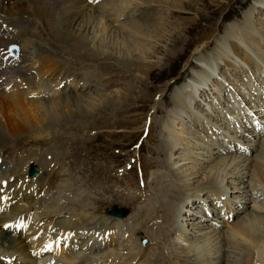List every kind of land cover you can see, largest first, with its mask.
Masks as SVG:
<instances>
[{"label":"rangeland","instance_id":"obj_1","mask_svg":"<svg viewBox=\"0 0 264 264\" xmlns=\"http://www.w3.org/2000/svg\"><path fill=\"white\" fill-rule=\"evenodd\" d=\"M84 2L89 3V1ZM105 2L108 8H111L112 1L109 5L106 0H97L93 5L96 6L98 19L100 16L103 17L101 5L103 6L102 3L105 4ZM50 6L55 8L54 10L59 9L55 17L51 15L38 17L36 28L40 31H53L54 36L59 40L63 28L56 17L63 18L60 12L62 7L56 2L48 3V7ZM130 7L133 11V15L130 16H127V10L122 11L123 14L121 13L118 19L111 16L113 12L107 14L109 18L105 15L104 19L107 20L103 21L110 24L107 30L110 32L103 33L102 27L100 28L101 24L96 25L97 34L102 33L99 40L81 49L68 47L69 55L63 54L59 58H54V61L60 60V64L66 68V72L69 73L68 78L72 75L78 79L82 77L89 84V87L83 86L78 89L77 84L73 87L74 82L72 83L71 79L66 82L69 89L65 92H71L68 95L74 99H82V108L73 107V110L68 112L69 115L56 116L55 121L49 124L44 123L41 127L28 125L29 120H27V126L22 127L26 115L12 110L15 109L12 103L0 104V163H2L0 164V178L7 179L10 176L11 179L14 178L13 175L21 171L19 181L17 179L13 183L8 181L11 184L16 182L18 185L26 179L25 176L22 178L26 163L33 162L38 165L40 171L34 182V186L37 183L38 185L34 187L31 180H26V182H29L31 188H36L33 190L34 194L36 195L38 191L39 195L35 198L33 193L30 194V190L21 192L20 188L24 187L25 182L18 186V190H15L17 195L14 194L20 201L23 199L22 194L27 197L23 199L27 203L36 201L38 218L54 217L73 230L87 227L90 234L92 231L98 232L97 229L100 228H96L98 224L102 226L100 229L103 233L106 224L109 225L110 222L109 219L105 220L103 211L111 205H116L118 208L127 207L130 211L129 215L119 219V224H123L121 230L124 229L122 238L117 240L115 236V241L125 245L128 240L125 239L124 244L122 239L131 238L129 239L131 244L129 243L128 246H133L132 255L138 253L140 247L145 249L151 247L153 250L145 253L146 258L144 256V259H141L143 264H150L152 256L158 254L168 261L167 264H173V260L176 261L174 264H197L198 262L193 258L189 262L181 263L177 257L173 258L177 255L190 256L192 254L187 251L190 243L186 241L189 237L195 239L198 236H204L203 239L209 237L210 241L217 236L226 238L233 225L241 224L242 217L247 214L255 215L249 207H242L236 215L232 213L227 216L228 218H224V211L230 213L231 209L233 210L227 207L223 212H218L219 210L206 212L205 219L195 216L194 221L198 219L197 221L201 223L190 224L192 221L176 217L183 209L180 205V197L176 198V196L184 192L181 183L188 179V176L191 181L183 183L186 186L185 189H188L187 195H191V192L196 193L197 188L202 189L198 186L201 182L203 183L207 169L202 167L200 170L198 165L200 162L207 161L213 156V160L206 164L216 167V175H225L228 168L226 170L219 165L222 162L232 160L234 156H246L250 159L247 164L251 166V160L262 152L252 146L254 144L250 142V138L255 136L258 139L261 137L257 136L259 132L263 134L262 138L264 137V121L260 119L264 116V0H151L148 4L131 5ZM76 21L75 25L73 24L74 28L78 22L81 23V14L78 15ZM118 21H123L122 23L147 22V25L142 26V37L131 34L125 39L124 35L117 33L121 31L117 30L120 29ZM37 29L33 30L36 32ZM71 31L75 30L71 29ZM40 37H42L41 40H46V43L50 41L49 35ZM52 39L55 38L52 37ZM130 39L137 40L139 44H131ZM123 41L125 43H122ZM20 42L18 40L16 43L24 46ZM117 44L121 47L125 46L123 52ZM61 46L54 44L57 49L55 54H59ZM22 48L24 51L22 54H30V57L23 59L16 67L21 73L27 71L28 75L35 73L39 76L40 79L36 77L34 80L39 86L41 85L40 87L37 85V88L45 89L47 85L41 80L42 69L40 68L43 65L42 60L49 53L43 47L35 51L31 50L32 53H30L29 46ZM119 51L121 58L118 56ZM33 58L36 60L35 66L32 64ZM208 64L212 67H207ZM36 66L38 72H34ZM5 74L9 75L8 71ZM209 77V82L213 85L205 86V79ZM48 78H54V74ZM248 80H250L249 83ZM196 81L203 82L197 87ZM51 85L52 83L50 87ZM1 86L0 100L5 95L15 96L17 94V92L5 93ZM188 86H193L194 96L198 97L194 101L191 100L192 94L189 98L186 95L190 94ZM203 88H205V95L200 93ZM22 91L25 92L27 89L25 90L22 86L18 93ZM180 98H186V105L183 108L175 100ZM156 110L158 113H155ZM146 128L147 134L141 140ZM241 132L246 135H240ZM139 140L141 143L136 150L135 145ZM203 144L207 146L202 147ZM166 147H170L166 157L170 163L168 168L164 165L160 167L162 164L159 165L162 162L160 161L162 150ZM136 151L138 152L137 157L140 155L138 159L141 167L137 173L135 166L127 169V164H131V158H135ZM186 156L192 158L193 161L187 163ZM247 171L248 174L252 173V171L244 170L246 173ZM192 173L195 175L191 177ZM137 175L142 176L144 185L137 183ZM247 175H245V183L248 184L251 178H247ZM52 176L54 181L50 179ZM233 181L237 182V180ZM131 183H133V188L137 189L126 192V189H132L129 186ZM121 184L124 187H121ZM171 184L176 190H174L175 196L171 193L168 195L173 215L169 213L171 218L166 222L160 215V206L157 205L161 203L159 198L164 199V197L157 193H159V185L165 189ZM223 185L228 191L230 190L229 193L233 198L231 201L234 204L249 205L248 201L242 200L252 199V195L245 196L237 189H233L238 188L240 183L224 182ZM6 188L13 189V186L7 185ZM189 188L193 191H189ZM112 192L129 193L127 197L128 195H142L143 198L141 196L139 198L143 200L149 196L151 198L141 200L135 206L131 205L128 200L127 202L123 199L111 201V195L114 196ZM213 193L214 198L220 202L224 199L222 204L230 201L227 193ZM197 194L193 196L194 199L190 205L193 206L199 202L198 197H201V193ZM208 195L212 196V193ZM16 207L17 212L19 209H24L20 205ZM188 209L198 211L197 208L188 207ZM15 212L6 213L15 215ZM186 212L192 215L191 212ZM145 216H150L152 222L154 221L151 222L152 228L143 225ZM180 216L183 217L182 214ZM27 219L24 222L29 224V217ZM155 227H158V239H153L156 238ZM26 228L23 227L20 231L23 232ZM32 229L37 230V226L35 225ZM106 230L108 232V228ZM193 231L196 232L195 235ZM12 233L14 232L8 234L14 238ZM80 236H83L81 238L83 242L79 243L78 238L76 242L73 241L75 246L79 244L80 249L75 247V251L73 250L71 254L67 253L68 256L62 253L58 255V258H69L75 254L83 261V257L88 254L86 250H83L88 244L84 239L89 240V236L87 232ZM18 237L21 241L24 240L21 236ZM36 237L37 235L34 239ZM111 238L110 235L108 240L110 241ZM143 238L147 239L148 244L141 246L137 242L140 243ZM219 239L222 238L218 237L214 249H220L222 245L225 251L228 249L231 251L230 258L220 263L217 262L218 257L215 255L211 258L204 256L205 251L202 249L203 253L201 250L196 251V260L205 259V264H243V253L245 252H240L243 251L242 249L237 252V249L231 250L234 247L232 240L227 239L221 242ZM94 240L91 239L92 242ZM108 240L105 239L106 242H109ZM113 245L115 251L121 248L115 246L116 244ZM110 250L104 252L106 254H102L98 261H103L105 256L111 252ZM58 251L60 252V249ZM119 251L122 252V256L119 257L118 262H125L128 256L124 254V249ZM55 254L57 255V252ZM134 257L137 256L134 255Z\"/></svg>","mask_w":264,"mask_h":264},{"label":"bare ground","instance_id":"obj_2","mask_svg":"<svg viewBox=\"0 0 264 264\" xmlns=\"http://www.w3.org/2000/svg\"><path fill=\"white\" fill-rule=\"evenodd\" d=\"M106 1L109 5H110V3L113 2L112 5L110 6L111 8H108L109 6H107L106 2H105V4L102 3L103 6L101 5V7H103V9H102L103 17L100 16L98 19L97 18L98 15L96 14V6L88 5L83 0H0V15L6 21V24L10 27V30H8L6 28L2 32L0 31V47H4L8 43H16L18 40H20L21 41L20 43L24 44V46H22V45H20V46L21 47L29 46L30 53H32L31 50L35 51V49L43 47L46 49L45 51L48 52L50 55L49 56L47 54L48 56L46 55V58H44L42 60V63H41V64H43L42 66L40 64V66H41L40 69H42L40 72V77H41V80L45 81L46 85H47V87L45 86L46 87L45 89L37 88L38 83L35 82L34 80L36 77L39 78V76L35 75V73H34V75H32V74L28 75L27 71H26V73L25 72L21 73L18 70V68L14 67V66L12 68H10L9 66L8 67H0V71H2V72H0V85H5L7 82L11 81L10 76H8V74H5L6 71H8L9 75L14 74L15 77H20L22 79L21 81L25 82L27 91H25V92L22 91L21 93L17 92V94H15V96L14 95H12V96H8V95L6 96L5 95L4 98H2L0 100V104H5L8 102L12 103L15 106V109H12V110H14L16 113L22 112V113H24V115H26V118L23 119L24 124H22V127L27 126V124H28L27 120L30 121V122L28 121L30 123L28 125L34 126V127H39V126L41 127V125L42 124L44 125V123L49 124L51 121H55L56 116H60V115H63L62 117L66 116L68 114V112L73 110V107H75V108L81 107L82 108V99L72 98L71 96L68 95L71 92H69V91L65 92L66 90L63 91L64 88H62L61 91L57 90L59 88L58 86L61 84L60 87H62V84H63V83L59 82L62 79V78H59V76H63V75L69 76V73H67L68 71L66 72V70H65L66 68L60 64L61 63L60 60L54 61V58H59L63 54L69 55L70 51L68 52V50H67L68 47H70L71 49H74V48L81 49V48L86 47L89 44H93V42L99 40L101 38L102 33L97 34V32L95 31V29L97 27L96 25L101 24L100 28L102 27L101 30H103L102 31L103 33L110 32V31H107L110 24L109 23L107 24L106 21L105 22L103 21V20H107V19H104L105 15L107 16V14H110L111 12H113V14L111 16H113L115 19L116 17H118L120 15L121 11L127 10L126 11V13H128L127 16H130V15H133V11L131 9L132 7H130L131 5L134 6V5H138V4H141V5L148 4L151 0H106ZM50 2L59 3L62 7V10H60V12H62L63 18L56 17V20L58 22H61V25L63 28L62 36H61V38L59 37L60 38L59 40L56 39V37L54 36L55 34L52 33L53 31H40L36 28V27H38V25L36 23V21L38 20V17H46L48 15L55 17V14L59 10V9L54 10L55 8L53 9L52 6L48 7V3H50ZM54 7H56V6H54ZM98 7H100V6H98ZM87 10H89V11L86 12ZM79 14H81V23L78 22V24L74 28V25L77 22L76 20L78 19ZM82 14H83V16H82ZM107 17L109 18V16H107ZM96 21H97V23H96ZM115 21H117V20H115ZM118 22H117V24H118V26H120V29H117V30H121V31H117V33L119 35H122V36L124 35L123 38L125 37V39L128 36H130L131 34H134V35L137 34L138 37L143 35L142 26L147 25V22L122 23L123 21L122 22L120 21L121 24H120V22L119 23ZM149 22H151V21L149 20ZM148 27H149V25H148ZM33 29H37L38 31L35 32ZM71 29H73L75 31H71ZM44 33H46V34H44ZM41 35H44V36L49 35L50 41L48 43H46V40L45 41L41 40V38H42V37H40ZM57 36H58V34H57ZM52 37H54L55 39H52ZM130 40H132V41H130L131 44L137 45V43H138L137 40H133V39H130ZM122 43H125V41H123ZM54 44L62 45L60 47L59 54L58 53L55 54L57 49L54 47ZM63 46H65L66 48H64ZM117 47H119V49H122L120 51L123 52L125 46L121 47L117 44ZM34 51H33V53H34ZM40 51H41V49H40ZM120 51L118 53L119 57L121 56ZM29 57H30V54H22V56H21L22 60L23 59L26 60ZM119 57H116V58H119ZM257 57H259V56L257 55ZM32 60H33L32 64L35 66V62H36L35 58H33ZM121 61H122V59H121ZM208 66L212 67L211 64H208L207 67ZM35 68H36L35 71L34 70L33 71L38 72V67L36 66ZM48 73H49V75H48ZM51 74H54L55 79L54 78H52V79L48 78V76H50ZM28 76L31 78L30 81H29L30 78H27ZM72 76L74 77V75H72ZM77 79H78V77H77ZM209 79H210V77L208 79H205L206 80L204 82L205 86L213 85L212 82H209ZM79 80H80V85H79V83H77L78 89H79V87H83V86L89 87V84L87 83L85 78L81 77ZM202 80H204V78H202ZM249 81L250 80H248L247 82L249 83ZM202 82L203 81H198V82L196 81L197 87ZM51 83H55V85H52L50 87ZM54 86L56 87L55 89L53 88ZM205 86H203V87H205ZM183 87L185 88V86H183ZM2 88L3 87H1V89ZM188 88H189L190 94L187 93L186 95H188V98H189V96L192 94L191 100H193V101L196 100L198 97L194 96V92L192 91L193 86H188ZM204 89L205 88H203V90L200 91V93H202V95H205ZM19 94H21V95H19ZM200 95L201 94H199V96ZM22 96H23V98H22ZM44 98H46V99L44 100ZM47 98H48V100H47ZM175 100H176V103L178 105H180L182 108L185 107L186 98H184V99L180 98L179 100L178 99H175ZM155 113H158V110H156ZM187 115L188 114H186V116ZM178 116L180 118V115H178ZM259 117H261V116H259ZM260 119L262 121H264V116L261 117ZM23 120H22V122H23ZM19 126H21V125H19ZM256 131L259 132V129L256 128ZM240 135L243 136L246 134L244 132H241ZM254 135H256V134H254ZM257 136H261V137L256 139V137L254 136L253 138H250L251 139L250 142L254 144L252 146H254L255 148L257 147V149H260V151L262 150V152L260 155H258L253 160H251V164H252L251 166H250V164H247L248 162H250V159L246 158V156L245 157L244 156H237V157L234 156L232 158V160H227L226 162H222L221 164H219V165L223 166L224 168H226V170L228 168V171L226 172V174L225 175H221V174L216 175V172H215L216 167L214 165H207L206 164L208 161L210 162L211 160H213L212 159L213 156H212L211 159L208 157L209 160L202 161L198 164L200 166L199 167L200 170L202 167H205L207 169V170H205V171H207V173L204 171L206 173V175H204V177H203V183L201 182L200 183L201 185L198 186L199 188H202L201 190H199L197 188L196 193L191 192V195L186 194L187 193L186 191H188V189L187 188L185 189L186 186L183 183L190 182L191 181V178H189L190 176H188V179H186L184 182L181 183V186L184 189V192H181V194L179 193L178 194L179 196H176V198L180 197V202L181 203L185 202V203L183 205L180 203V205L182 206L183 209L181 210L179 215L176 217L181 218V219L183 218L185 220H188L189 222L192 221L190 224L201 223V222L197 221L198 219H195V221H194L195 216H199V217H202L203 219H205L207 217L206 212H213V211H218V210H219L218 212H223L225 210V208H227V207L233 208L234 211L232 209H231L230 213H228V211H227V213H226V211H224L225 212L224 218H226L228 215H232V213H233V215H236L242 209V207H249V209H251L252 212L253 211L255 212V215L247 214L245 217H242L241 224L233 225V227L230 228L229 233H227L226 238L222 237V236H217L216 238H214V240L210 241L211 239L208 237V235H207V237H208L207 239L206 238L203 239L204 236H202V237L198 236V238H195V239L192 237H189L186 241V242L190 243L189 246L187 247L188 248L187 251L192 252V254L190 256L189 255L173 256V258L177 257V259L179 260L180 263L181 262H189L193 258L194 261L198 262L197 264H205V262H206L205 259L196 260V258H197L196 251L201 250V252H202V249L205 251L204 256L211 258V256L215 255L216 257H218L217 262H220V263L225 262L227 260V258H230L231 251L229 249H228L229 251L228 250L225 251L223 249L222 245H221V247L219 246L220 249H218V248L214 249L215 243L218 242V237L219 238L221 237L222 239H219V241H221V242L224 240L226 241L227 239L232 240V243H234V247L231 248V250L237 249L236 250V252H237L238 250L242 249L243 251H240V252H242V253L245 252V253H243L244 254V258H243V262H242L243 264H264V214H263L264 213V137L262 138L263 134H261L260 132H259V135L257 134ZM205 146H207V145L203 144L202 147H205ZM169 151H170V147H166L162 150V157L163 158L160 157L161 158L160 161H162L159 163V165L162 164V166H160V167H163V165H164V166H166V168H168V165H170V163H168V161L166 160V157L168 156ZM185 159H187L186 160L187 163L193 161L192 158H190L189 156H186ZM87 166L89 168V164ZM203 170H202V172H203ZM244 170H249L250 172L252 171V173L248 174V171L246 173V172H244ZM193 174L194 173L191 174V177ZM245 175H247V178H249V177L251 178L250 182L248 184L245 183V180H246ZM50 179L52 181H54L53 176ZM50 179H49V181H51ZM233 180H237V182H234ZM224 182L225 183H231V184L240 183V186L238 188H233V189H237V191H239L240 193H243L245 196L252 195L251 196L252 199H246V200L243 199L242 200V201H248L249 205L240 206V205H237L238 203L234 204L231 201L233 199L232 194H230L229 193L230 190L228 191L226 189V186L223 185ZM31 183H32V181H31ZM28 184H29V182H25L24 187H22V189L20 188V191L22 190L21 192H23V191L28 192V190H30V194L33 193V196H35V198H37L36 195L38 193L36 192V195H35L34 194L35 192L33 191L34 189L36 190V188L33 189L30 187V184H29V186H28ZM129 186L133 188V183H131ZM121 187H124V185L121 184ZM141 187L143 188L144 186H141ZM173 187H174V185L172 186V184H171L167 188H165L166 189L165 190L162 188L161 185H159L160 189H159V193H157L159 196L162 195L164 197V199L159 198L161 203H159L157 205L160 206V208H159L160 209V215L165 219L166 222H168L170 220L171 217H169V213L171 214L172 209H173L172 204L170 205L171 202H169V199H168L169 193H171L172 195H174V193H175L174 192L175 189ZM39 189H40V187H39ZM230 189H232V187H230ZM44 191H48V190L44 189ZM189 191H193L192 188H189ZM12 192H13V194L15 193L17 195L14 188L13 189H9V188L7 189L5 187L4 192H3V194L5 196L2 198V201L0 203L2 204V203L7 202L8 204H11L13 202L12 200H14L16 198L15 194L14 195L11 194ZM177 192H179V191H177ZM213 192H217L218 194L227 193L230 201L222 204L221 202L224 199H221V202L217 198L215 199ZM112 193L114 194L115 197L113 195H111V201H118V200L123 199L124 202H127V200H128L129 202H131V205H135V206L137 204H139V202L141 200L145 201V200L149 199V197H150L149 196L147 198L145 195L146 198L143 200L142 195H133V196L128 195V197H127V194H129V193H124V192L123 193L112 192ZM197 193H199V194L201 193V195H200L201 197H198L199 202L198 203L196 202V205L192 206V205H190V203H192L191 201L194 199L193 196H196ZM208 193H212V196L208 195ZM132 194H134V193H132ZM153 194L156 195L155 193H153ZM139 196H141L142 198H139ZM22 198L27 199V197L23 196V194H22ZM16 200H17V198H16ZM35 203H36V201H34V200L29 202L27 209H23V210L19 209L18 212L16 210L17 209V207H16L15 208L16 212L14 213L15 215H12L10 213H4V214H2V217H0V257H1L0 259H6L5 261L11 260V264H85L87 262L89 263L90 258L86 257V258H84L83 261L81 260V258L76 260L77 255L75 256V254L70 256L69 258L64 257L63 259H65V260L59 259V258L53 257V256H48V254H50L53 250H56L57 248H58V250L60 249V251H61V249H63V248L59 247V243L61 242V240H62V242L68 243L69 238H70V241L68 243V248L66 251L62 252L63 254H65L66 252H69V251H73L75 249V247L78 248L79 244L77 246H75V243L73 241L76 242L77 238H78V241L81 240V238L83 236H80V235L82 233H84V230H82L80 227L77 228L76 230L68 228L67 226H65V224L62 225V222H60L59 220H56L54 217H50V216H47L44 219L38 218V216H37L36 220H33V222H29V224H26L24 222L25 219H27L28 217L30 219V217L33 216V214L37 211V209H36L37 204L35 205ZM104 203H107V202H104ZM3 207L5 208L4 205H3ZM188 207H191L192 209L197 208L198 211L190 210V209H188ZM52 209H54L53 206H52ZM104 211H103V213H104ZM186 211L191 212L192 215H188L189 213L187 214ZM181 214L183 215V217L180 216ZM172 215H173V213H172ZM121 219H123V218H121ZM109 220H110L109 226L105 227V228L106 229L108 228V233L109 232L111 233L110 234L111 237H113V235L118 236L119 234H121V232H124V229L121 230L123 228V226H122L123 224L122 225L119 224V222H120L119 219L109 218ZM151 222H152V218L150 216H145L143 218V225H147L148 227L152 228V226H153L152 223L154 221L152 223ZM3 223H4V225H2ZM41 223L49 224L52 226V228L50 230H48L47 235L43 240H39V239L35 240L34 236H32V238H30V240L32 242H34V245L30 248V250H28V247L31 245L32 242H29L28 238H26V240L24 239L21 241L20 237L16 236V234H15L14 238L8 234L9 232L17 233L19 231V229L22 230L23 227L24 228L27 227L26 228V231H27L28 229L32 230V228H34L36 225L37 229H38L42 225ZM196 228H198V227H196ZM157 229H158V227H155V230H156V232H155L156 236L155 237L156 238H153V239L159 238L157 235ZM88 230L89 229H87V231ZM87 231H85V232H87ZM97 231L101 232L99 229H97ZM149 231H151V229ZM177 231H180V230H177ZM92 232H96V231H92ZM193 234L195 235L196 232L193 231ZM89 235H91V234L89 233ZM166 237H168V236H166ZM92 238L90 236L89 240H91ZM98 238H100V237H98ZM98 238H94L95 240L92 242L94 244H92L91 247L88 248V250H87L88 253L89 252L90 253L99 252L106 247H113L114 246L113 244H117V240L115 241L113 238H111L110 241L108 240L109 242H106L103 237H101L99 240H98ZM125 239L128 240L126 242L125 248H124L125 255L128 256L127 257L128 259H130L128 261V264H133V262H135V261L136 262L134 264H143L141 259L146 255L145 253L150 251L152 248L150 247V248L145 249V248H141L139 246L140 248L139 249L137 248L138 253H133V255H132L133 246H128L130 243L129 239H131V238H125ZM198 239H201L202 241H197ZM99 241H101L102 243L97 245L96 243H98ZM200 242H202V243H200ZM194 243H195V245H194ZM226 246H228V245H226ZM103 254H106V253H103ZM90 255H92V254H90ZM134 255H136L137 257H134ZM201 255L202 254H200V256ZM67 256H68V254H67ZM198 256H199V254H198ZM11 257H12V259H11ZM144 258H146V256ZM148 259H150V258H148ZM123 260H124V258H123ZM165 260L166 259H162L161 254L154 255V257L152 256L150 264H167L168 261L167 260L165 261ZM1 261H0V264H3ZM172 262L174 264L176 261L174 262V260H173ZM117 263H121V262H118L117 260L107 259V264H117Z\"/></svg>","mask_w":264,"mask_h":264},{"label":"water","instance_id":"obj_3","mask_svg":"<svg viewBox=\"0 0 264 264\" xmlns=\"http://www.w3.org/2000/svg\"><path fill=\"white\" fill-rule=\"evenodd\" d=\"M35 173V170L33 168L30 169V172H29V175L32 176L34 175ZM116 208L113 206L111 207L109 210H108V214L111 215V216H117V217H123L125 216L126 214V211L124 209H119V210H116Z\"/></svg>","mask_w":264,"mask_h":264}]
</instances>
